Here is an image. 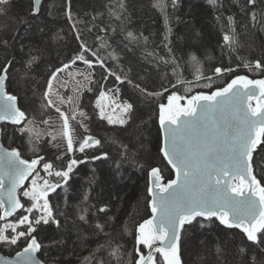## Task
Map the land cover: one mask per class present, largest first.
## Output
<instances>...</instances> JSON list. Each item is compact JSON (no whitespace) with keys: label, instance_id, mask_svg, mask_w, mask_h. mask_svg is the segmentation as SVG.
Segmentation results:
<instances>
[{"label":"trees","instance_id":"1","mask_svg":"<svg viewBox=\"0 0 264 264\" xmlns=\"http://www.w3.org/2000/svg\"><path fill=\"white\" fill-rule=\"evenodd\" d=\"M251 2L44 0L35 15L31 0H0V72L7 68L6 90L18 99L27 127H41L56 114L58 104H49L45 91L54 73L76 60L95 63L82 105L91 106L100 91L131 105L121 127L94 116L85 129V124L68 120L71 154L50 140L38 142L27 130L17 134L19 126L0 125L4 146L28 161L50 163L56 173L48 187L54 190L48 196L51 216L36 224L31 235L44 264H136L141 251L137 230L151 217L148 175L157 170L165 180L173 178L161 153L159 108L164 100L223 89L226 80L219 76L231 77L240 69H248L252 79L264 78V65L255 69L247 64L239 43L243 22L238 15L243 13L264 52V0L259 6ZM128 47L136 51H123ZM140 48L157 64L144 62L137 54ZM123 52L144 65H136V75L118 63ZM216 68L223 73L216 75ZM70 163L75 164L71 169ZM251 163L259 178L264 139ZM21 200L24 209L32 206L29 199ZM4 221L0 214V231ZM28 239L0 242V252L13 256ZM178 255L181 264H264V229L252 242L215 218L197 217L183 226ZM155 263L164 264L158 254Z\"/></svg>","mask_w":264,"mask_h":264},{"label":"water","instance_id":"2","mask_svg":"<svg viewBox=\"0 0 264 264\" xmlns=\"http://www.w3.org/2000/svg\"><path fill=\"white\" fill-rule=\"evenodd\" d=\"M44 0H31L35 14ZM6 69L0 74V125L18 126L25 119L16 98L6 90ZM264 95L255 81L236 82L212 97L201 98L188 112L159 121L162 157L173 172L164 189L158 176H149L151 217L146 226L154 236L151 246L136 264H149L157 250H178L187 221L215 218L223 226L258 235L264 225V196L257 192L252 153L264 133V104L255 112L251 101ZM94 142L90 138L88 145ZM39 162L24 159L18 150L2 143L0 134V212L9 219L22 207L18 192L37 170ZM239 179L242 189L235 191ZM39 245L32 241L12 257L0 252V264H44Z\"/></svg>","mask_w":264,"mask_h":264},{"label":"rangeland","instance_id":"3","mask_svg":"<svg viewBox=\"0 0 264 264\" xmlns=\"http://www.w3.org/2000/svg\"><path fill=\"white\" fill-rule=\"evenodd\" d=\"M261 1L262 0H252L251 2L250 0L251 4L256 6H259ZM31 8H32V4H31ZM242 14L238 15V19L241 22H243L241 26V30L239 31L238 34L240 40L239 43L244 49V55L247 64H251L255 69H260L261 66L264 65L263 64L264 52L259 47L262 44V40L259 38L255 41L254 34L251 33L249 29L246 27L247 23H245L246 20L245 14L243 15ZM227 36L224 37L225 40L228 39ZM256 46H258L259 49L256 48ZM81 49L84 50L83 48ZM123 51L131 52V51H136V49L128 47V49L126 50L124 49ZM147 51L148 50L144 51V49L140 48L137 54H139V56H141L143 59L145 58L144 62L153 63L154 65H156L157 61L154 60L153 62L149 61L151 56H149ZM128 54L130 53H125V52L120 53L118 55V63L121 66L130 69L136 75V73H138L136 69V65L139 63H136V61L131 57L133 55H128ZM138 58L139 59L135 57V59L140 60V57ZM75 62L78 63L76 64L72 63L61 69H58L51 78L49 85L47 86V89L45 91V97H47V102H49V104H54L55 103L54 100H56V104H58V106L55 108L56 114L53 117H50V119L44 125L37 128L27 127L26 123H24L23 120L22 123L18 125L19 127H17L16 129L17 134L18 133L20 134L21 132L27 130L30 133H32V135L38 142L43 140H50L51 143L56 145L58 144L59 146H61L60 148L61 150H64L65 149L64 147L68 148L69 153L71 154L73 148L70 137L68 120L74 119L80 123L85 124V126L83 127L84 129L91 126L90 124L91 116L96 117L98 120L104 121L106 125L111 127H121L124 125L129 110L131 108V105L126 102H122L117 98H114L111 94L107 92L100 91L97 94V96L94 98L91 106H89L88 103L82 105L81 102L82 94L84 91H86L89 88V84L93 80V72L91 70V67L95 65V63H93L92 61H84V60H76ZM139 65L140 67L144 68L143 64H139ZM189 67L190 64L188 63V68ZM5 69L7 76V68H3L0 74ZM218 69L219 68H216L214 70L216 75L222 74L223 72L219 71L220 69L219 70ZM248 71H249L248 69L247 71H244V69L234 71L231 77H229L226 74L221 75L219 76L220 81L226 80L225 87L236 82H251V81H255L256 83H259L261 86L264 87V78L252 79L248 76L247 73ZM140 76L146 77L147 74L141 73ZM149 82L153 84L151 85L150 88H154L156 86L154 84V79L149 78ZM223 89H218L214 87L208 89L207 91L195 93L189 97H178V96L170 95L164 100V104L159 108V121L163 120L166 117L173 118L174 113L177 111L182 113L188 112L190 109H192L195 106L197 100L204 97L205 98L212 97L214 94H216L219 91H222ZM63 92L64 94H66V97L63 96ZM16 101L19 108V103L17 98ZM259 103H261V105L264 104V95L258 100L251 101L250 104L252 106H255V108H258L260 106ZM23 116L25 117L24 114ZM0 133L2 134L1 127H0ZM259 136H260L259 140L254 145V151L257 150L260 144H262L264 139V133L259 132ZM93 143L90 146H92ZM32 161L35 162L36 160H32ZM37 161L39 162V166L37 170L26 181L24 186L19 191V197L21 199H29L32 202V206L28 209H24L22 203V207L20 209V211H22V214L19 217H17L15 220H12L11 217L10 219H7V221L3 222L0 231V242H9L11 244H15L19 238L27 236L29 238L27 244L33 241L36 244V246L38 245L35 238L32 237L31 235L33 232V228L36 224L45 223L47 219L51 216L48 196L53 190L48 189V187L51 177L55 176L56 173L50 163L40 164V160ZM73 166H75V164L70 163L69 169H71ZM149 176H158L159 178L158 186H160L162 189H164L168 184L172 182V180L169 181L165 180L157 170H152L148 175V179ZM254 179L257 182L258 194L264 196V173H262L259 178H256L254 175ZM241 182L242 181L239 180L238 185L236 187L233 186V189L235 191H240L242 189ZM147 184H148V180H147ZM145 223H143L137 230L136 245L141 249L140 252L138 251L139 253L138 258L144 255L145 252L150 248L151 245L149 243L152 241V238L154 236L153 232L146 226L147 223L146 224ZM262 225H264V221L262 222ZM263 229L264 227L262 228V230ZM242 232L246 235L247 229L243 227ZM257 239H258V235L248 236V240H251L252 242H256ZM156 254H158L161 257L164 264H181L180 257L178 255V250L168 254L163 253L160 250H157L154 253L149 264H156L155 263ZM8 257H12V256H8Z\"/></svg>","mask_w":264,"mask_h":264},{"label":"bare ground","instance_id":"4","mask_svg":"<svg viewBox=\"0 0 264 264\" xmlns=\"http://www.w3.org/2000/svg\"><path fill=\"white\" fill-rule=\"evenodd\" d=\"M259 104L261 105V103H259ZM256 109H257V108H255V106H252V105H251V110H252L253 112H255ZM238 181H239V179H236V180L233 182V186H234V187H236V186L238 185Z\"/></svg>","mask_w":264,"mask_h":264}]
</instances>
